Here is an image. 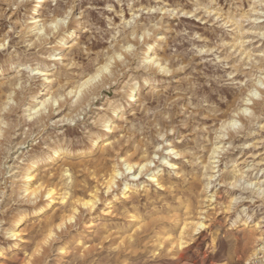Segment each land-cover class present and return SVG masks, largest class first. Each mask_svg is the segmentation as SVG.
<instances>
[{
    "label": "rangeland",
    "instance_id": "1",
    "mask_svg": "<svg viewBox=\"0 0 264 264\" xmlns=\"http://www.w3.org/2000/svg\"><path fill=\"white\" fill-rule=\"evenodd\" d=\"M0 264H264V0H0Z\"/></svg>",
    "mask_w": 264,
    "mask_h": 264
},
{
    "label": "bare ground",
    "instance_id": "2",
    "mask_svg": "<svg viewBox=\"0 0 264 264\" xmlns=\"http://www.w3.org/2000/svg\"><path fill=\"white\" fill-rule=\"evenodd\" d=\"M73 33H74L73 30H70V31H68L66 34H67L68 37H70V36L73 35ZM68 37H67V38H68ZM57 60H59V58H58ZM40 95H44V93H41ZM133 95H135V94H134V90H131V91H130V95H129V97H128V100L131 99V98L133 97ZM44 105H45V104H43V106H44ZM50 107H51V106H50ZM50 107H49L48 105H45V106H44L43 108H41L39 111H42V110L45 111L46 109L49 110ZM123 108H124V109H123ZM123 108L117 110V112H118V113L123 112V111L125 110V107H123ZM112 122H113V120H112ZM108 125H109V124H108ZM102 131H103V133H111V132H112L111 130L108 129V126H105V128H103ZM35 166H36L35 164H32V169L35 168ZM128 169H129V168H128ZM141 170H142V169H141ZM133 171H134V170H133ZM27 181H28V178H27ZM51 191H52V190H51ZM33 194H34V193H33ZM51 195H52V192H50V193L48 194L47 198H46V199H47V200H46L47 204L53 202V200H52V198H51V197H52ZM20 220H22V219H20Z\"/></svg>",
    "mask_w": 264,
    "mask_h": 264
}]
</instances>
